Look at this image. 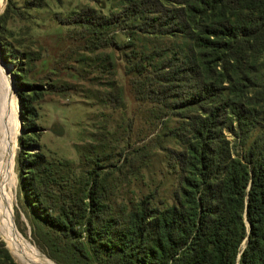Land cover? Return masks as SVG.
Returning <instances> with one entry per match:
<instances>
[{
	"label": "trees",
	"instance_id": "trees-1",
	"mask_svg": "<svg viewBox=\"0 0 264 264\" xmlns=\"http://www.w3.org/2000/svg\"><path fill=\"white\" fill-rule=\"evenodd\" d=\"M13 6L8 0L0 14V52L18 81L19 146L28 149L38 144L33 102L41 92L4 38ZM63 21L93 62L122 68L133 98L150 106L149 122L165 127L174 147L159 150L175 185L168 196L148 186L137 200L116 202L119 182H106L97 160L70 191L47 182L40 150L23 152L17 165L33 238L54 260L56 243L83 264H264V0H121L108 14L84 7ZM145 38L157 45L138 51ZM104 95L121 110L120 87ZM141 161L145 146L114 171L133 174ZM0 261L16 264L2 242Z\"/></svg>",
	"mask_w": 264,
	"mask_h": 264
},
{
	"label": "rangeland",
	"instance_id": "rangeland-1",
	"mask_svg": "<svg viewBox=\"0 0 264 264\" xmlns=\"http://www.w3.org/2000/svg\"><path fill=\"white\" fill-rule=\"evenodd\" d=\"M8 0H2L5 11ZM15 12L9 14L6 23L5 40L18 53L21 66L27 79L34 85L36 97L33 105L37 114L36 132L38 144L28 149L19 146V138L24 134L20 116L21 101L18 96V81L12 74L13 65L4 59L0 52V69L14 85L17 100L18 133L12 156L13 188L10 197V210L14 226L23 238L30 241L38 251L54 264H83L71 257L69 252L58 251L56 243L53 256L47 254L48 246L37 242L32 236L34 219L25 204V191L19 181L17 159L23 152L41 151L50 169L47 182L59 184L70 191L77 189L79 179L85 171L95 167L100 174H108L106 182L117 184L116 202L137 200L146 187L161 185V193L169 195L175 185L173 176L164 175L163 154L160 147H174L170 140L162 137L165 127L151 124L150 106L133 98L131 88L120 75V69H103L109 63L102 60L93 62L94 56L87 52L83 38L75 32L74 26L63 23L66 17L84 7H92L101 14H108L120 6L121 0H11ZM118 42L124 40L116 35ZM136 49L147 52L157 43L148 39L136 40ZM154 43V44H153ZM104 49L99 48L93 54ZM108 51L109 49H105ZM93 57V58H92ZM104 64V65H103ZM124 66V62L121 63ZM119 65L120 64H116ZM120 87L124 93L121 110H113L104 93L111 87ZM130 121V122H129ZM169 121V120H166ZM170 120L166 126L171 127ZM127 122L130 123L127 126ZM154 125V126H153ZM145 161L134 171L122 174L114 171L124 155L143 151ZM124 173V174H123ZM71 181V182H70ZM73 183V184H72ZM53 243L52 239L47 238ZM3 248L16 264H22L9 250L0 236ZM1 264V261H0Z\"/></svg>",
	"mask_w": 264,
	"mask_h": 264
},
{
	"label": "bare ground",
	"instance_id": "bare-ground-1",
	"mask_svg": "<svg viewBox=\"0 0 264 264\" xmlns=\"http://www.w3.org/2000/svg\"><path fill=\"white\" fill-rule=\"evenodd\" d=\"M2 7L3 2L0 0V9ZM17 110L14 85L0 69V236L22 264H54L17 232L10 210L9 202L14 184L12 156L18 133Z\"/></svg>",
	"mask_w": 264,
	"mask_h": 264
}]
</instances>
